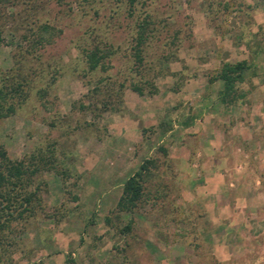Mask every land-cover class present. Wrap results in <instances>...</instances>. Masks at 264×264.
Segmentation results:
<instances>
[{
    "label": "rangeland",
    "instance_id": "1",
    "mask_svg": "<svg viewBox=\"0 0 264 264\" xmlns=\"http://www.w3.org/2000/svg\"><path fill=\"white\" fill-rule=\"evenodd\" d=\"M0 36V143L36 166L27 189L39 196L0 232V264H264V0H0ZM239 59L222 100L213 74ZM127 108L147 114L137 138L140 121L120 124ZM182 114L185 130L171 122ZM204 119L249 132L225 133L238 157L219 173L179 137ZM145 157L142 195L117 209Z\"/></svg>",
    "mask_w": 264,
    "mask_h": 264
},
{
    "label": "trees",
    "instance_id": "2",
    "mask_svg": "<svg viewBox=\"0 0 264 264\" xmlns=\"http://www.w3.org/2000/svg\"><path fill=\"white\" fill-rule=\"evenodd\" d=\"M132 0H129V2ZM146 30V19H142L137 24V32L134 42V58L141 60L140 45L144 40ZM1 38V36H0ZM89 67L97 64L98 56L95 51H90L87 56ZM247 64L244 59L233 62L223 61L218 70L213 74V78L221 80V99L230 100L234 98L235 85L243 77V71ZM131 88L138 93L141 90L135 84ZM4 92L0 88V98ZM152 157H145L137 168L126 176L122 182L121 192L116 201V208L119 210H131L135 205L143 190L144 176L149 172V165L153 164ZM36 166L29 167L23 159H14L8 156L5 148L0 143V232L7 226L9 221L21 217L26 211L33 208L32 200L39 201L37 189H27L30 183V176L36 171ZM126 223L123 229H128Z\"/></svg>",
    "mask_w": 264,
    "mask_h": 264
},
{
    "label": "crops",
    "instance_id": "3",
    "mask_svg": "<svg viewBox=\"0 0 264 264\" xmlns=\"http://www.w3.org/2000/svg\"><path fill=\"white\" fill-rule=\"evenodd\" d=\"M130 109L131 110L128 111V108H127L120 114L121 115L120 116V124L121 125L122 124H127L128 122L133 121V119L137 120V123H139V121H140L139 125L136 124L134 126V128L132 129V131L129 130V131H131L132 135L135 134V137L137 138L136 134L140 132L139 128H141V126H143L145 124L144 119L147 118L146 117L147 114L144 115L143 111L139 112L138 110H134L132 108H130ZM130 113L132 114V116H131ZM141 116H143V120H142ZM183 117L184 116L182 114L180 117L176 118V120L175 119L171 120V122H177L178 126L180 128H182L183 130H185L188 127V125L190 126L191 123H185L184 121H181L183 119ZM150 118H152V115L150 116ZM161 120H163V123L165 122V119H161L160 117L157 118V120H155V121L158 124V123H160ZM204 120L206 122L199 123L200 126H198V127H197V123H195L196 124L195 125L196 132L193 135H191V136L182 135V136H179V137L183 138L184 141L187 140V138H194V140H195L194 142H196V144H199L197 146L195 144V148H193V149H194L195 152L202 153V155L205 156V161H203L201 163L200 162L198 163L200 165V167H204L203 172L206 171L208 173H213V172L219 173L220 172L219 171V167L224 168V162H226V160L230 161L231 154H232V157H233V155H236V156L238 155V154L235 153V149H234L233 144H232L231 154L227 151V149L224 148L223 141L226 140L225 138L230 136L231 139L237 140V141H240V138L243 139V140H248L249 132L246 130V128H245L246 126L242 122L239 126L231 127L230 130H225L224 128L220 129L222 132L219 130V133H218V129H219L218 126H221V125L218 123V121L216 119H215L216 121L214 119H212L209 122H207L208 120H206V119H204ZM176 125L177 124H174V123L172 125L171 124L168 125L169 128L167 129V131L164 132V136H166L168 133H171L172 131L177 130V129H174V128L171 130V126H176ZM225 125L226 124H223L222 127H224ZM207 128H211V129L215 128L216 131H214L211 136H208L207 134H205L206 133L205 131H206ZM224 130H225V132H224ZM129 131H128L127 127L126 128L123 127L122 130H120V132H122V134L123 133L124 134L125 133L129 134ZM131 133L129 135H131ZM225 133H227L228 136L225 135ZM177 136L178 135L173 134L172 135V139L173 140H177L178 139ZM126 139H128L127 136H126ZM237 146H238V144H237ZM180 147H184V144H181ZM184 151H185V148H184ZM179 154L180 153L176 154V156L179 155ZM188 154H189V152H188ZM181 157H184V159L187 158L186 154H182ZM234 163H236V161ZM210 182L211 181L206 179L204 185L206 187H208ZM194 189H197V188L195 187ZM216 201H217V199H216Z\"/></svg>",
    "mask_w": 264,
    "mask_h": 264
}]
</instances>
